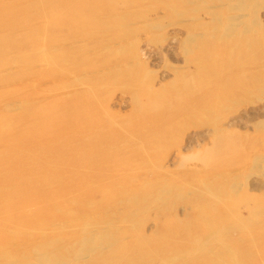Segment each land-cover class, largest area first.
Listing matches in <instances>:
<instances>
[{
    "label": "rangeland",
    "instance_id": "obj_1",
    "mask_svg": "<svg viewBox=\"0 0 264 264\" xmlns=\"http://www.w3.org/2000/svg\"><path fill=\"white\" fill-rule=\"evenodd\" d=\"M3 48L17 148L69 154L1 211L0 264H264V0H0Z\"/></svg>",
    "mask_w": 264,
    "mask_h": 264
},
{
    "label": "bare ground",
    "instance_id": "obj_2",
    "mask_svg": "<svg viewBox=\"0 0 264 264\" xmlns=\"http://www.w3.org/2000/svg\"><path fill=\"white\" fill-rule=\"evenodd\" d=\"M21 36L22 35H19L17 33L13 37V41H17L18 44H21V43L23 44V39L21 38ZM5 49L6 48H3L2 50H0V53L3 52ZM27 63H29V62H27ZM2 65H5L7 67L13 66L12 68H14V64H12V63H8V62L0 63V66H2ZM11 71H13V72L6 71V72H1L0 74H4V73H12V75L13 74H21V73H23L24 69L21 67H19V68L16 67L15 70H11ZM8 80L10 81L13 79H8ZM2 91H5L8 94L9 91L14 92V90H8L7 87L0 89V103H1V106H0L1 107L0 108V168L5 169V171H6V175H3L2 178H0V182L3 184L13 183L14 185H16L17 188L15 189V191H17V193H19V195H13L12 192H8V195H10L11 197L9 200L1 202V204H5V206L0 207V213H1V211L8 209V213L10 214L9 217H12V219L22 220V218L25 215L21 214L18 211V205L16 206V203L18 202V200L20 198L29 199V196L33 195L36 192L35 188H38L40 191H41V189H43V192L48 194L49 197H53L57 193L59 194L60 190H58V192H57V187H55V185H54V183L57 182V178L59 177V174H56L54 172H58V170H57V168L51 169V170H47V169L50 167H53V166H58L59 163H63L65 160L64 157L67 156L69 153H67V152H64V153L63 152H50L48 154V156H44L40 160L38 158L36 159L32 155H28L27 152H24L22 149H18L17 148L18 143L19 142L20 143L25 142V139H27L29 141L30 140L29 133L30 132L32 133L34 131L33 124H31L29 121V120H31V121L33 120L32 114L30 113V109L26 108L29 105L25 101L23 102V100L21 98H18L14 101L2 99V97H1ZM6 96H8V95H6ZM77 120H78V122H80L79 113L75 115V119L73 120L74 122H72V123H74L73 131H75L76 137L79 135V131L81 129L76 124ZM81 120H88V116L85 115L84 118ZM70 139L75 140L74 137L73 138L69 137L68 138L69 142L71 141ZM70 143H72V141ZM28 158H29V162L31 163V165L28 166L30 169L29 174H27L25 169H24L26 166V161L28 160ZM47 158H49V159L47 160ZM37 163H41V167L42 168L46 167V169L43 168V171H42L41 168H36L37 166H39V165H37ZM17 164H20V165L17 166ZM61 172H62V170H61ZM74 174H76V173H74ZM41 183H45V184L42 186H39ZM67 184H69V183H67ZM19 189H20V191L18 192ZM54 199H57V198H54ZM50 201L53 202L54 200H50ZM7 203H9V204H7ZM54 203H56V201H54L53 204ZM13 207H15L14 212L11 211V209ZM52 210H59V208H57V206H54ZM50 212H52V211H50ZM24 219L22 221H24ZM4 220H6V219H4ZM8 220L6 222H8ZM61 221H65V220H61ZM33 222H36V221H33ZM60 223L62 224V222H60ZM53 225H54V223H53ZM102 227H104V226H102ZM122 232H124V231H122ZM120 237H122V236L120 235ZM95 239H97V238H95ZM57 240L58 239L54 236L52 241H50L49 243H46V245H44V247H46V248L47 247H53L54 242ZM82 247L84 250L85 248H88V245L83 243ZM80 249H81V247H80ZM125 249H127V248H125ZM121 250H122V248H121ZM105 252H107V251H105ZM95 255H93V256H95ZM44 262H46V261H44Z\"/></svg>",
    "mask_w": 264,
    "mask_h": 264
}]
</instances>
